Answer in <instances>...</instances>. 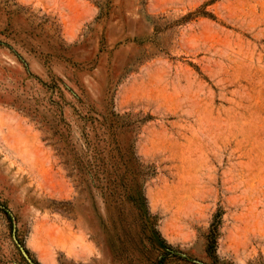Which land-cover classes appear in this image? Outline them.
Returning <instances> with one entry per match:
<instances>
[{"label": "rangeland", "instance_id": "1", "mask_svg": "<svg viewBox=\"0 0 264 264\" xmlns=\"http://www.w3.org/2000/svg\"><path fill=\"white\" fill-rule=\"evenodd\" d=\"M0 264H264V0H0Z\"/></svg>", "mask_w": 264, "mask_h": 264}, {"label": "trees", "instance_id": "2", "mask_svg": "<svg viewBox=\"0 0 264 264\" xmlns=\"http://www.w3.org/2000/svg\"><path fill=\"white\" fill-rule=\"evenodd\" d=\"M2 212L6 215V216H10L9 214H10V212L7 210V209H5V210H2Z\"/></svg>", "mask_w": 264, "mask_h": 264}]
</instances>
